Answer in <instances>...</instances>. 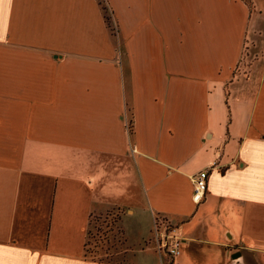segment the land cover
Masks as SVG:
<instances>
[{"label":"crops","instance_id":"0c3cea01","mask_svg":"<svg viewBox=\"0 0 264 264\" xmlns=\"http://www.w3.org/2000/svg\"><path fill=\"white\" fill-rule=\"evenodd\" d=\"M250 1L102 0L118 44L99 0H0V264H156L85 254L91 217L136 183L131 246L156 214L178 225L174 264H264V0Z\"/></svg>","mask_w":264,"mask_h":264},{"label":"rangeland","instance_id":"374dc122","mask_svg":"<svg viewBox=\"0 0 264 264\" xmlns=\"http://www.w3.org/2000/svg\"><path fill=\"white\" fill-rule=\"evenodd\" d=\"M101 6L107 8L105 9L107 25L115 42L119 44L121 38L117 32L116 21L111 17L108 7L104 2H101ZM131 192L135 198L133 202L109 206L104 210L103 214H94L91 217L87 230L85 254L95 260L118 263L132 262L135 260V255L139 256L138 254H140V257L144 260L147 257L155 256L157 260L156 264H174V258L169 256L164 250L157 248L154 230V220L158 218L156 214L153 216L154 219L150 231L142 235V238L137 240L135 246H131V243L128 244V231L130 239L134 240L138 236V232H145L146 230L145 219L142 222L138 221L143 201L137 183ZM129 201H131V198ZM132 214H135V216H132ZM168 221L171 228L175 227L178 235H180L178 225L171 220ZM145 254L148 255L146 256Z\"/></svg>","mask_w":264,"mask_h":264},{"label":"built area","instance_id":"2783aa9c","mask_svg":"<svg viewBox=\"0 0 264 264\" xmlns=\"http://www.w3.org/2000/svg\"><path fill=\"white\" fill-rule=\"evenodd\" d=\"M213 162L210 167H213ZM207 169L199 171L192 176L193 193L192 198L195 202L201 201L203 198L206 186H207ZM155 238L157 242V248L164 250L169 256L175 258L181 252L182 238L177 233L175 227L171 228L170 222L164 217H158L154 220Z\"/></svg>","mask_w":264,"mask_h":264},{"label":"trees","instance_id":"16d2710c","mask_svg":"<svg viewBox=\"0 0 264 264\" xmlns=\"http://www.w3.org/2000/svg\"><path fill=\"white\" fill-rule=\"evenodd\" d=\"M99 1H102V0H99ZM244 1L248 4L249 8L251 9L252 8L251 1L250 0H244ZM104 9H107V8L104 7ZM85 244H86V242H85Z\"/></svg>","mask_w":264,"mask_h":264},{"label":"water","instance_id":"95a60500","mask_svg":"<svg viewBox=\"0 0 264 264\" xmlns=\"http://www.w3.org/2000/svg\"><path fill=\"white\" fill-rule=\"evenodd\" d=\"M236 255H239V252Z\"/></svg>","mask_w":264,"mask_h":264}]
</instances>
